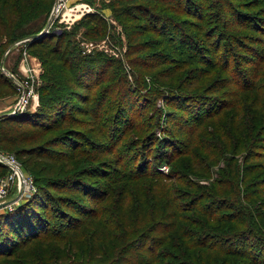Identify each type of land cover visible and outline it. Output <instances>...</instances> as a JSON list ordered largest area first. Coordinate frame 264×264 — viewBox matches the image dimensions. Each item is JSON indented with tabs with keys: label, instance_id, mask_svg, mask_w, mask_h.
<instances>
[{
	"label": "rangeland",
	"instance_id": "rangeland-1",
	"mask_svg": "<svg viewBox=\"0 0 264 264\" xmlns=\"http://www.w3.org/2000/svg\"><path fill=\"white\" fill-rule=\"evenodd\" d=\"M56 4L57 0H32V4L0 0V99L11 104L0 115L12 112L21 93L7 71L32 90L29 95L26 92L28 105L22 113L42 107L47 113L36 117L43 124L20 126L18 133L25 131L24 140L0 146V152L15 159L25 181L20 183L6 166L0 175L7 185L6 199L15 207L36 206L48 214L50 228H57L58 233L69 229L68 246H101L99 236L112 229V222L114 228L118 225L122 237L116 239L117 249L110 242L106 251L97 248L109 254L102 260L107 262L126 240L157 229L148 213L147 193H157L159 186L170 182L164 178L159 183V178L151 176L129 179L122 170L126 163L129 169L138 168L147 155L148 162H154L151 165L163 162L160 169L165 174L175 167L183 172L181 178L190 186L175 185L172 179V190L178 186L193 197L203 194L206 201L221 204L240 189L246 225L264 235V194L244 199V193L264 191V159L246 161V152L264 137V91L250 88L238 98L241 89L229 84L222 63V56L231 49L237 55L232 54L230 70L246 57L256 58L249 49L259 51L263 60L256 82L264 83V0H62L59 8ZM90 15H97V21L87 24ZM251 19L260 30L249 24ZM36 33L42 34L28 39ZM85 63L91 65L89 72L83 69ZM218 133L232 137L226 151L216 150L213 156L205 150L203 159L208 165L195 157L192 167L196 171L188 169L192 150H198L196 141L211 139L215 148ZM180 139L189 152L166 161L172 152L166 140L171 144ZM233 158L237 167L231 165ZM26 184L31 189L27 192ZM43 199L49 205L45 209L40 206ZM54 206L78 221L62 227L61 218L51 210ZM74 206L78 212L71 209ZM91 209L98 218L92 217ZM5 211L0 209V214ZM129 221L131 227L126 225ZM209 226L229 234L243 227L216 222ZM180 234L174 227L165 245L173 240L185 243ZM11 235L16 239L17 234ZM248 242L252 250L264 246L256 237H249ZM10 243L13 252L0 256V264H31L38 254L51 259V264H61L54 256L57 249L51 251L55 240L40 236L21 247L20 241ZM138 249L144 251L143 244ZM193 251L190 255L197 256L198 262L199 256L204 262L203 254L225 264L248 261L209 249Z\"/></svg>",
	"mask_w": 264,
	"mask_h": 264
},
{
	"label": "trees",
	"instance_id": "trees-1",
	"mask_svg": "<svg viewBox=\"0 0 264 264\" xmlns=\"http://www.w3.org/2000/svg\"><path fill=\"white\" fill-rule=\"evenodd\" d=\"M21 1L24 4H32V0ZM127 1L129 3H136L137 0ZM231 14L232 11L230 10L229 15L232 16L233 14ZM86 21L87 24L94 23L95 21H97V15H90V18ZM249 24L252 25L255 30H260V27L256 25V23H254L252 19L249 21ZM261 32L262 34H264L263 30H261ZM62 39L60 41L61 43L63 42ZM214 46H216V44L213 45V47ZM239 46H242V48L248 51V49H246V45L240 43ZM217 47H219V44ZM212 50L216 51L217 49L213 48ZM231 50L225 54L224 58L222 56V63L224 69L227 70V73L229 74V84H233L234 86H236L237 90L241 89V91H239L238 93V98H240V93L249 91L250 88L257 89L259 92L264 91V83L256 82V80L260 76L258 72L262 68L263 60L262 55L258 53L259 51L256 53L254 49L251 48V50L253 51L249 49V52H252L251 54H254L256 58L254 57L253 59V57H251V59H249L246 57L243 59L240 66L235 65L234 70H230L232 54L237 55L236 51L234 53ZM194 53H198V50H196ZM201 58L206 60L205 57ZM231 67L233 68V65H231ZM83 69L89 72L92 68L90 64L85 63ZM250 75L253 76V84H251L249 81L251 79ZM9 81L12 82L11 79H9ZM4 84H8L9 86H11V84L9 82L7 83V81H5ZM51 84H53V82L50 83V86ZM13 91L15 92V88ZM201 103H203V101H201ZM183 105L185 106V104ZM186 107H188V105H186ZM37 109L38 110L29 113L0 115V146L8 147L18 144L19 141L24 140L25 131L21 134L18 133V129L20 128V126H26L28 124H43V122L38 121L36 117L47 116V113L44 110V107H42L41 109ZM46 125V127L50 126L48 125V123H46ZM263 127L264 126H262L261 131L263 130ZM187 139L190 140V138ZM216 139L218 140V144L215 148V142L211 139L203 138V141L201 139L196 141L195 145L196 148L198 147V150H192L194 155L191 156V160L189 158L187 160L186 166L188 169L196 171V169L192 167L195 162V157L197 158V160L201 159L200 161L204 162L205 165H208V162H206L207 160L203 159L204 157H206V155H204V151L206 150L210 155L213 156L214 151L216 150L220 152H222L223 150L226 151L227 145L231 143L230 140L232 139V137L227 134L218 133V138ZM166 142L167 145L172 148V152L168 156L169 159H166V161H169L170 158L172 160L180 154L185 155L189 152V147L183 148V145L187 143L182 141L181 139L179 142L172 141L175 143L174 145V143L171 142V144L174 146L170 144L169 140H166ZM234 143H237L236 140H234ZM257 144L258 145L256 146L253 145L254 147L251 146L246 152V161L259 160L260 158L264 159V137L263 139H260ZM145 146L151 147V145ZM39 155L43 156V152L41 150L39 151ZM159 155L165 156V153L163 155V152L160 151ZM236 158L237 157H235V159ZM235 159L233 158V160L231 161V165L237 167ZM142 161L143 163L139 164L138 168L135 169H129L126 166V163L124 165L125 167L122 169L124 170V176L129 179L151 176L159 178V183L163 181L164 178H167V181L170 182L166 183V186H159L160 189L158 188V191H156L157 193H147L150 201L149 206L151 207V209H148V213L151 217H153V220L157 222V229L149 231L148 233H142L131 239L130 241L126 240V242H123L120 250L116 251L111 260L102 262V260L105 257H108L109 254L99 253L97 251L99 249L97 248L99 246V248L101 247L100 249L102 251H106V249L109 247L106 243L110 242V245L114 249H117L116 239L122 237L117 232L119 227L118 225L114 228L112 226V222L110 224L112 229H108L107 234L105 232L103 233L105 235L101 234V237L99 236V240L97 241L103 242L101 246L99 244L92 246L91 244L87 245L83 243H75L72 246H68L65 243L68 237L67 235H69V229L67 231L63 230L62 232L60 230V232L58 233L59 230L57 228H50L51 224L48 219V214L46 215L43 211L36 210V206L34 205H30L29 207L26 204L19 205L13 210L7 209L8 211L0 214V256L7 255L9 251L13 252V249L11 248L14 247L10 242L20 241L19 247H21L26 243L32 240H36L38 237L42 236L45 237L46 240L57 241V243L54 244L55 247L53 246L51 251H55L57 249V251H55L54 253V256L56 255V260H59L61 264H225L226 262L225 260L219 262L213 256H209L208 258H206L204 254V262L201 260L200 256L198 262L196 261L197 256L190 255V251L194 252L193 250L195 248L217 251L219 252V254H224V256H242L246 260H248L244 264H264V246L262 245L263 247L252 250V248L250 249V245H248L249 237H256L258 239H262V241L264 242V235L258 230L246 225L247 215H245V217L242 216L243 211L240 207L241 205H239V203H241V201L239 200L241 193L240 189H235L234 194H230L233 197L229 198L231 199V202L228 201L229 199L227 198V200L226 197H224L222 201H220L221 204L216 203V200L214 202L206 201L203 194L193 197V195H191V192L187 191L186 189H178V186H176L177 189L174 190L170 188L172 183L175 185L183 183L187 186H190V183L188 181L182 180L181 176L183 172L178 170L177 167L172 169V171H170L169 173L165 174L164 171L160 169L163 162H159V165H151V163L154 162H148L149 160L147 155L142 159ZM151 166H154V171L149 170ZM250 168H253V165ZM0 169L1 175L6 169V166L0 163ZM172 179L174 180L171 183ZM73 187L74 186H72L71 188ZM228 187L234 189L233 183H229ZM260 190L255 189L253 192L244 193V199L249 200L248 196L254 197L257 194H264V191ZM60 191L67 192L66 189ZM101 194H103V192ZM105 196L106 194L102 198H106ZM66 200L67 199H65V201ZM40 206L42 207V209H45L47 206H49L47 200L43 199ZM54 207H56V209L52 207L51 210L56 216L61 218V221L59 223L62 227L72 225L73 221H78L77 218H72L71 215L63 212L62 209L59 208V206ZM71 209L75 212L79 211L77 206L71 207ZM90 213H93L92 217L98 218L96 210L94 211L93 209H91ZM211 222L222 224L235 223L241 224L243 225V227L234 233H221L213 231V229L209 226V223ZM131 224V221H129L126 225L127 227H131ZM255 225L258 226V223H255ZM174 227H177L181 230L180 235L186 241L185 243H179L180 241L173 240L174 242H172L170 246L165 245L169 241H171V230ZM181 228H183V230ZM81 231H83V229H80V232ZM11 232L13 234H17L16 239L11 235ZM156 232L158 234H156ZM255 240L258 241L257 239ZM141 244H143L144 251H142L141 249H138L137 251V248H141ZM179 244H185V246H180ZM92 252L95 253L93 256H90V253ZM96 258L99 259L96 261ZM44 259L45 258H43V254H38L36 256V260L31 264H46L47 262V264L52 263L51 259ZM86 260H88L89 262H87Z\"/></svg>",
	"mask_w": 264,
	"mask_h": 264
},
{
	"label": "built area",
	"instance_id": "built-area-1",
	"mask_svg": "<svg viewBox=\"0 0 264 264\" xmlns=\"http://www.w3.org/2000/svg\"><path fill=\"white\" fill-rule=\"evenodd\" d=\"M59 1V2H58ZM60 2H62V0H57V4L56 6L59 8ZM28 39H31L30 37H28ZM7 73L12 77V79L15 81L16 86L18 87L20 93V97H19V101L18 103L15 105L14 109L12 110V112H10L9 114H17V113H22L24 112L25 108L28 105V100L26 99V92L28 91V95L31 93V88H29L28 83H25V81L21 80L18 78V76L10 71H7ZM0 163L8 166V169L14 170L15 174L19 177L20 179V183L25 182L23 179V174L21 173V171L18 168V165L16 164L15 159H11L8 156H6V153H2L0 152ZM164 168V167H163ZM6 184L3 181H0V202H5V209H9V210H13L15 208L14 203L7 198V191H6ZM22 187L21 185H19V188ZM25 191H29L31 189H29V184H26L24 186Z\"/></svg>",
	"mask_w": 264,
	"mask_h": 264
},
{
	"label": "crops",
	"instance_id": "crops-1",
	"mask_svg": "<svg viewBox=\"0 0 264 264\" xmlns=\"http://www.w3.org/2000/svg\"><path fill=\"white\" fill-rule=\"evenodd\" d=\"M8 102H4L2 99H0V112L11 106V104H9Z\"/></svg>",
	"mask_w": 264,
	"mask_h": 264
},
{
	"label": "water",
	"instance_id": "water-1",
	"mask_svg": "<svg viewBox=\"0 0 264 264\" xmlns=\"http://www.w3.org/2000/svg\"><path fill=\"white\" fill-rule=\"evenodd\" d=\"M42 33H36V34H33L32 36H30V38H36L38 36H40ZM6 205L5 202H0V209L4 208Z\"/></svg>",
	"mask_w": 264,
	"mask_h": 264
}]
</instances>
